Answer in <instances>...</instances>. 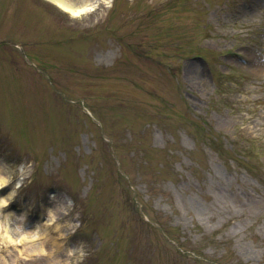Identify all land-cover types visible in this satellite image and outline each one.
I'll list each match as a JSON object with an SVG mask.
<instances>
[{
    "label": "rangeland",
    "instance_id": "rangeland-1",
    "mask_svg": "<svg viewBox=\"0 0 264 264\" xmlns=\"http://www.w3.org/2000/svg\"><path fill=\"white\" fill-rule=\"evenodd\" d=\"M0 173V264H264V0H0Z\"/></svg>",
    "mask_w": 264,
    "mask_h": 264
},
{
    "label": "bare ground",
    "instance_id": "bare-ground-1",
    "mask_svg": "<svg viewBox=\"0 0 264 264\" xmlns=\"http://www.w3.org/2000/svg\"><path fill=\"white\" fill-rule=\"evenodd\" d=\"M53 4L57 5L64 11H67L71 15H78L88 11H91L95 8L97 3L101 0H49ZM104 2H108L109 0H102ZM7 178L0 173V188L5 185ZM9 202V196L3 195L0 193V209L3 206L7 205ZM55 228L59 227V223H57L52 217L49 219V223H53ZM15 224V223H14ZM39 237V233L37 228H34L30 231L24 230L23 227L19 224L11 225L6 221V217L4 219H0V241L6 244H22L24 242H32ZM30 253L37 255L45 254L47 251L44 249L43 244L40 241H36L31 243L29 246ZM50 253V255H49ZM48 255V261L54 262L57 259L56 251H50ZM69 253L72 254V248L69 250ZM47 259V258H46Z\"/></svg>",
    "mask_w": 264,
    "mask_h": 264
}]
</instances>
